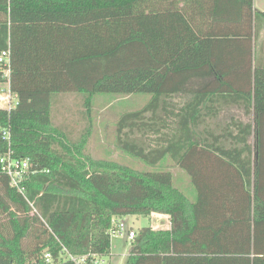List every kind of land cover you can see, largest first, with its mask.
I'll return each instance as SVG.
<instances>
[{
	"label": "trees",
	"instance_id": "trees-1",
	"mask_svg": "<svg viewBox=\"0 0 264 264\" xmlns=\"http://www.w3.org/2000/svg\"><path fill=\"white\" fill-rule=\"evenodd\" d=\"M181 20L210 39L206 63L176 69L153 53L148 31L166 30L155 42L172 55ZM254 24L253 0H0V54L11 52L19 96L14 111L0 110V157L11 149L30 161L33 203L0 166V264H47V252L53 264L111 256L117 220L153 213L169 215L171 230L141 229L125 264H264V68L254 66ZM66 93L87 108L76 140L53 121ZM113 93L152 95L119 117L115 147L151 167L170 158L189 176L193 201L170 171L85 155L93 98ZM230 107L248 120L212 123Z\"/></svg>",
	"mask_w": 264,
	"mask_h": 264
},
{
	"label": "rangeland",
	"instance_id": "rangeland-1",
	"mask_svg": "<svg viewBox=\"0 0 264 264\" xmlns=\"http://www.w3.org/2000/svg\"><path fill=\"white\" fill-rule=\"evenodd\" d=\"M150 95L141 94H98L93 98L92 112L95 119L94 131L89 141L85 155L94 160H108L116 162L124 167L138 172H159L170 171L175 174L174 185L184 193H192L187 173L184 176L176 165H173L170 158L165 159L155 167L147 166L140 160L119 151L114 145L115 123L119 117L130 110L144 106ZM87 108L84 106V97L76 93L60 94L55 98L53 105V121L64 133L73 140L81 136L86 125L83 121V113ZM231 117L247 121L244 111L237 107L227 108L220 114L219 118L212 123L226 124ZM124 223L132 227L138 236L139 231L150 226V217L143 215H129L124 217ZM136 236V237H137ZM136 239V238H135ZM134 239V240H135ZM111 256L101 258L104 264H125L126 255L129 253L131 243L126 242L125 234L117 233L112 235ZM69 260V256H66Z\"/></svg>",
	"mask_w": 264,
	"mask_h": 264
},
{
	"label": "crops",
	"instance_id": "crops-1",
	"mask_svg": "<svg viewBox=\"0 0 264 264\" xmlns=\"http://www.w3.org/2000/svg\"><path fill=\"white\" fill-rule=\"evenodd\" d=\"M253 2H254V17H255L254 30L252 32V39L254 43V66L258 68H264V17L259 13V12L264 13V0H253ZM179 22H180V24H178L179 28L175 35V38L178 40V44L176 46L175 53H173L172 55L168 53L166 48L162 49L161 47L162 41L155 42L156 40L164 39L166 37V33H165L166 30L163 29L164 31L162 30L158 31L155 29L154 32L152 31L150 32V30L148 31L147 39L151 41L149 42L152 46L153 53L158 58L167 62L173 68L176 69L185 68V67H196L206 63L210 57V39L202 38V37L200 38L196 36V33L186 23V21L181 20ZM150 23L154 27H156V21L154 19L150 20ZM145 24H146L145 30L147 31L149 22L148 20L146 21V19H145ZM156 43L161 45H157ZM158 47H160L161 50H158ZM211 79L212 78H208L205 80L195 79L193 81V87L196 89L199 84L201 83L204 84L206 82H209ZM147 81L148 79H145V83H147ZM144 94L150 95V93H144ZM151 96L152 95H150L149 99L151 98ZM181 173L184 176H186V174H184V171ZM173 176L175 177V174H173ZM187 177L189 178V176ZM186 195L190 196V199L192 201L194 200V195H192L191 192ZM149 217H150L149 227H151L153 231L171 230L172 223H171V217L169 215L153 213ZM123 219L124 218H121L118 219L117 221H124ZM129 228L131 230L133 229L130 226ZM125 240L126 242L131 243V248L129 250V253L126 255V258H128L132 250L133 241L128 240L127 234H125Z\"/></svg>",
	"mask_w": 264,
	"mask_h": 264
},
{
	"label": "built area",
	"instance_id": "built-area-1",
	"mask_svg": "<svg viewBox=\"0 0 264 264\" xmlns=\"http://www.w3.org/2000/svg\"><path fill=\"white\" fill-rule=\"evenodd\" d=\"M11 52L10 50L3 51L0 54V76L3 78V83L0 87V110L11 113L19 106V96L12 90L11 87ZM4 137L7 139L9 146H11V133L5 130L3 132ZM1 171L5 174L10 181V185L16 188L21 195L26 199V186L25 181L30 175L31 164L29 160L17 159L13 156L12 150L0 157ZM28 203L33 207V203L27 199ZM117 229L112 232V235L117 233L127 234L128 240H133L136 237V233L133 230L128 231V227L124 222H117ZM92 258V259H91ZM98 255H84L74 256L69 255V260L74 264H88L89 259L91 264H104ZM44 259L47 264H53L52 256L50 253H46Z\"/></svg>",
	"mask_w": 264,
	"mask_h": 264
}]
</instances>
